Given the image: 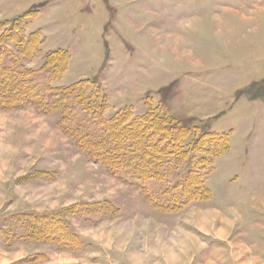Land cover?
Here are the masks:
<instances>
[{"label":"rangeland","instance_id":"374dc122","mask_svg":"<svg viewBox=\"0 0 264 264\" xmlns=\"http://www.w3.org/2000/svg\"><path fill=\"white\" fill-rule=\"evenodd\" d=\"M23 14L12 37L36 32L37 50L4 46L38 88L98 80L104 117L161 104L229 147L206 156L208 196L170 211L156 205H172L166 190L199 153L148 180L115 174L65 129L101 130L72 96L69 117L0 108V264H264V0H0V32ZM56 49L68 61L52 78Z\"/></svg>","mask_w":264,"mask_h":264},{"label":"trees","instance_id":"16d2710c","mask_svg":"<svg viewBox=\"0 0 264 264\" xmlns=\"http://www.w3.org/2000/svg\"><path fill=\"white\" fill-rule=\"evenodd\" d=\"M24 15L14 17L0 32V108L11 110L26 105H32L41 111L57 108L62 109L69 117L71 105L66 102V97L72 96L84 112L93 114L95 124L101 130L90 139L79 128H69L66 125L67 120L63 119L65 129L77 140L78 147L97 158L115 174L124 172L148 180L159 174L158 170L170 157L188 159L193 153L200 154L201 157L193 165L195 170L189 171L186 177L166 190L165 195L172 205L163 207L148 197L156 206L173 211L191 200L208 196L209 190L203 184L200 171L208 164L206 156L210 152L217 155L228 149L226 134L212 132L206 126L191 129L168 114L161 104H157L156 110H151L148 106L142 115H134L128 109H122L106 118L102 115L106 108V95L98 80H79L61 89L46 86L43 89L38 88L33 82V71L22 67L18 59L4 46L5 39L10 37L16 43H25L28 49L31 47L30 56L37 50L39 37L37 40L36 32L27 39L12 37L13 33H18L15 23ZM7 23H3L2 27ZM45 58L44 63L51 69L52 78L60 76L66 69L68 60L65 50L50 51ZM85 85L93 88L87 95V100L82 95ZM191 133L192 139L186 141ZM47 223H54L58 230L61 228L56 217H51Z\"/></svg>","mask_w":264,"mask_h":264},{"label":"bare ground","instance_id":"6f19581e","mask_svg":"<svg viewBox=\"0 0 264 264\" xmlns=\"http://www.w3.org/2000/svg\"><path fill=\"white\" fill-rule=\"evenodd\" d=\"M244 264H246V263H244Z\"/></svg>","mask_w":264,"mask_h":264}]
</instances>
